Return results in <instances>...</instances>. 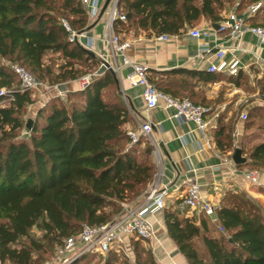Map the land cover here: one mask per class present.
<instances>
[{"label":"trees","instance_id":"trees-1","mask_svg":"<svg viewBox=\"0 0 264 264\" xmlns=\"http://www.w3.org/2000/svg\"><path fill=\"white\" fill-rule=\"evenodd\" d=\"M258 1L119 0L118 11L126 20L116 18L113 30L122 40L121 33L177 36L202 21L219 23L229 8L243 14ZM62 19L76 33L91 24L80 0H0V264H41L43 254L54 253L84 225L120 217L125 205L141 204L157 170L148 140L141 137L130 145L126 126L132 117L111 70L84 88L51 98L38 109L28 137H21L35 99L32 90L21 88L11 64L50 85L78 81L101 66L70 40ZM247 21L264 26V0ZM50 54H59L57 67ZM195 72L149 70V78L164 94L204 105L194 97ZM228 80L243 87L249 78L239 70ZM256 81L264 100V77ZM263 112L260 106L250 109L246 129L260 119L256 128L264 133ZM231 133V122L219 124L214 131L218 149L231 148ZM241 150L246 162L240 166L264 171V138ZM225 199L215 208L218 226L206 218L197 225L179 209L165 207L169 237L189 264H264V203H252L243 193H228ZM33 228L43 232L42 239L30 236ZM144 242L131 238L136 264H157ZM121 252L111 249L103 264H126ZM90 259L82 255L68 264Z\"/></svg>","mask_w":264,"mask_h":264},{"label":"crops","instance_id":"crops-1","mask_svg":"<svg viewBox=\"0 0 264 264\" xmlns=\"http://www.w3.org/2000/svg\"><path fill=\"white\" fill-rule=\"evenodd\" d=\"M106 1L101 3L99 15ZM113 1H110L101 17L99 15L95 19L89 17L90 27L92 26V28L87 29L86 32L93 41L91 51L94 52L95 58L101 63V66L105 61H108L121 67L120 76L117 78L118 84L132 121L137 123V125L138 122H150L152 124V139L158 146L161 156V163H159L153 148L152 156L157 166L156 173L161 170L164 174L163 182H170L166 197V207L179 209L183 217L194 220L197 225L200 224L203 218H206L211 224L218 226L216 213L212 217L201 211H191L182 204L186 190V185L183 184V181L188 177H192L202 184H207L208 179L213 175L214 166L222 167V173L219 177V188L216 190L215 187L208 185L204 187V195L215 208L221 203H225V196L228 193L232 195L243 193L247 197L251 196L253 198L256 195L258 198L264 199V172H258L261 183L258 187H260L259 190L262 192L253 191V187L248 188V184L242 178L233 174L235 170H249L243 165H236L233 161V154L235 149H242L243 144H247L246 142L249 139L255 138V136H251L252 133H249V129L245 127V122H242L239 117L235 122L234 120L232 121L233 113L237 112L241 100L239 94L241 87L229 82L228 76L233 75L223 72L211 74L208 71L210 63L217 64L218 62L214 57L206 61H197L196 59L200 44L209 43L211 46L221 44L228 47L225 59L229 64L238 60L239 70H242L249 80L261 78L260 76L264 74V43H260L251 34H245L239 43L241 50L235 51L232 47L238 43L231 41L227 34L223 32H219L216 39L202 40L189 38V29L182 35L168 36L167 40H160L158 37H147L144 32H140L137 35L121 33L122 37H125V40L131 43L130 48L125 52V56L134 62L145 65L149 70L186 69L196 71L193 89L197 96L194 95V97L211 108L212 117L216 121L217 127L221 122L232 123L231 148L220 150L217 148L214 139V131L216 129L209 130L206 137H204L196 130L194 123L174 119L172 117L173 111L163 108L154 110L146 108L142 97V89L133 87L128 79L130 68L122 65L123 58L121 56L108 55L109 47L101 40L103 35L109 31L111 3ZM226 14L227 12H224L223 17ZM201 23L202 26H207V28L214 25L207 21H202ZM101 66L99 70H102ZM201 76H208L209 78L199 79L198 77ZM56 86L62 93L81 89L78 81H70ZM263 138L264 133L253 144L260 142ZM208 143L211 147L208 146ZM243 157L246 158L244 155ZM163 213L161 212L152 217L154 237L144 243L151 251L157 264H189L179 251L178 246L169 237ZM115 249L124 252L128 259L126 264H136L131 247V239L125 241L123 245L115 247Z\"/></svg>","mask_w":264,"mask_h":264},{"label":"built area","instance_id":"built-area-1","mask_svg":"<svg viewBox=\"0 0 264 264\" xmlns=\"http://www.w3.org/2000/svg\"><path fill=\"white\" fill-rule=\"evenodd\" d=\"M82 6L87 10L91 19L98 17L101 3L106 0H80ZM263 0L252 4L244 14H238L235 11L227 14L218 24V28L213 27L201 29L193 28L188 31V37L194 40L216 39L220 32L226 33L231 41L238 44L232 49L241 50L239 43L245 34L255 36L260 43H264V26L251 25L247 19L252 16L255 11L262 5ZM111 13L109 22V31L104 34L102 41L108 47V55L114 57L121 56L123 58L122 65L130 68L128 79L133 87L142 89V97L148 110L163 108L173 111V118L180 121H189L194 123L196 130L204 137L211 129H217L216 121H214L213 113L210 107L197 105L190 100H180L160 92L149 78V69L140 63L134 62L125 56V52L130 48L131 43L122 40L121 37L113 31V21L120 18L125 21L126 18L118 11V0L111 3ZM62 26L69 32L71 41H75L85 48L91 50L92 40L88 37L87 32L76 33L72 31L68 22L61 20ZM160 40H167L168 36L158 37ZM228 47L217 44L211 46L209 43L199 45L197 61H206L214 57L218 62L210 63L208 71L211 73L223 72L228 75H236L239 72L238 60L228 63L225 59ZM11 69L15 72L21 82L22 89H35L42 85L30 72L17 64H11ZM102 70H111L117 78L120 76L121 67L118 64H112L108 61L102 64ZM98 70L94 73L84 75L78 81L80 87H86L93 78L100 76L104 71ZM61 94V93H60ZM242 122H246L247 113L243 112L239 115ZM153 127L150 122H138L137 130L128 129L127 134L130 138V145L137 143L143 137L148 140L155 150V156L161 163V156L158 146L152 139ZM208 146L211 145L208 143ZM213 175L208 179V183H201L196 178L188 177L183 181L186 185L185 194L182 204L191 211H201L209 216L215 215V206L209 202L204 195V187L213 186L217 190L220 185L219 177L222 173V167L214 166ZM234 175L242 178L248 184V188L260 186L259 173L256 170H235ZM164 174L159 170L149 185L143 202L135 208L124 207V213L113 221L100 225L91 226L84 225L76 236H70L64 240L60 249V256L63 264H68L73 259L82 255L100 253L107 254L111 249L123 245L125 241L136 238L144 241L151 240L154 237V226L152 217L163 212L166 207V197L170 187V182H163ZM221 229V228H220ZM132 264V263H128Z\"/></svg>","mask_w":264,"mask_h":264},{"label":"rangeland","instance_id":"rangeland-1","mask_svg":"<svg viewBox=\"0 0 264 264\" xmlns=\"http://www.w3.org/2000/svg\"><path fill=\"white\" fill-rule=\"evenodd\" d=\"M232 11H233V8H229L227 11V14H229ZM200 25H197L193 28H201V29L207 28V26H202V23ZM193 28H190V29H193ZM49 58H50L51 63L54 64L55 67H57L56 65L61 63V60L59 59L60 58L59 54H50ZM260 77H264V74L261 75ZM40 82L42 83L41 86H39L38 88L32 89V95H33V98L35 99V103L28 107L27 113L25 115L26 124L24 126V130H23V133L21 136L24 139H26V137H28V133H29L28 132L29 130L26 127L28 120H32V122H33V119L35 118V115H36L38 109L40 107H42L46 102H48L51 98H53V97H64L65 94L67 93V92H63V93L60 92L61 90L56 85H50L47 82H42V81H40ZM78 84L80 85L79 81H78ZM260 89H261V86L258 85L256 78L250 79L246 86H243L239 89V94H240L241 100L239 102L237 112L233 113L232 121L234 120V122H235L238 119L240 114H242L243 112L248 113V111L250 109H252L256 106H260V107L264 108V100L259 96V90ZM203 106H206V105H203ZM206 107H208V106H206ZM260 123H261V120L258 119L255 127L252 129H249V133H252L251 136H255L254 139H256V140H254L253 138L249 139V141L246 142L247 144L242 145V148L249 149L250 147H252L254 145L253 144L254 142H256L260 139L263 132L256 128L257 125H259ZM137 128H138L137 123H134L133 121H131L126 126V130L127 129L137 130ZM257 172L260 173V172H264V171H257ZM252 189H253V191L262 192L259 190L260 187H258V186H255ZM263 191H264V189H263ZM246 199L248 201H251L252 203L254 202L255 204H258V205H262V203L264 201V199L258 198V196H256V195L254 196V198L251 196H249V197L246 196ZM125 206H129V208L134 207L132 204H128ZM220 231H221V229L217 228V232H220ZM42 235H43V232L37 228H33L30 231V236L33 237L34 239L40 240V239H42ZM22 241H25V240H22ZM200 246L201 247L203 246V244L201 242H200ZM61 247L56 248L55 252L52 254L51 253L43 254L42 258H41V264H63L62 258L61 259L59 258V256H60L59 251H60ZM113 249H115V248H113ZM121 253L124 255V252H121ZM107 254L103 255L100 253H92V254H90V256H91L90 261H86L85 263L86 264H103V261L107 257ZM127 262H128V259H127Z\"/></svg>","mask_w":264,"mask_h":264},{"label":"water","instance_id":"water-1","mask_svg":"<svg viewBox=\"0 0 264 264\" xmlns=\"http://www.w3.org/2000/svg\"><path fill=\"white\" fill-rule=\"evenodd\" d=\"M110 1H111V0H107V1H106V3H105V5H104V7L102 8L101 13H100V15H99L100 17H101V16L103 15V13L105 12V10H106V8L108 7ZM118 2H119V0H118ZM213 27H214L215 29H217V28H218V24H214ZM91 28H92V26L89 27L88 30L91 29ZM81 47L83 48V50H84L88 55H90L92 58H95V54H94L93 51H91V50L88 49V48L83 47L82 45H81ZM31 126H32V120H28V123H27V126H26L27 129L30 130V129H31ZM233 161H234V163H235L236 165H240V164H243V163L246 162V158L242 156V150H241L240 148L235 149L234 154H233Z\"/></svg>","mask_w":264,"mask_h":264}]
</instances>
